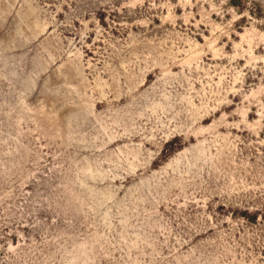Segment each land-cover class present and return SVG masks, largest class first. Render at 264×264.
<instances>
[{
    "label": "rangeland",
    "instance_id": "obj_1",
    "mask_svg": "<svg viewBox=\"0 0 264 264\" xmlns=\"http://www.w3.org/2000/svg\"><path fill=\"white\" fill-rule=\"evenodd\" d=\"M0 264H264V0H0Z\"/></svg>",
    "mask_w": 264,
    "mask_h": 264
}]
</instances>
